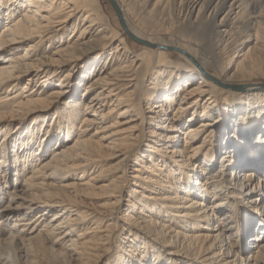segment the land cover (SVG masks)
<instances>
[{
  "label": "bare ground",
  "instance_id": "obj_1",
  "mask_svg": "<svg viewBox=\"0 0 264 264\" xmlns=\"http://www.w3.org/2000/svg\"><path fill=\"white\" fill-rule=\"evenodd\" d=\"M112 1L0 0V264H264V0Z\"/></svg>",
  "mask_w": 264,
  "mask_h": 264
},
{
  "label": "rangeland",
  "instance_id": "obj_2",
  "mask_svg": "<svg viewBox=\"0 0 264 264\" xmlns=\"http://www.w3.org/2000/svg\"><path fill=\"white\" fill-rule=\"evenodd\" d=\"M99 2H100V4H101V7H102V10H103V13L108 17V19H109V21H110V23L118 30V31H120L124 36H126L127 37V39H128V41H129V43H130V46H132V54H136V53H138L140 50H141V48H142V45L140 44V43H137V42H135L134 40H132L128 35H127V33L123 30V28H122V26H121V24H120V22H119V20H118V18H117V16H116V14H115V11H114V9H113V7H112V4H111V0H99ZM141 47V48H140ZM169 54H170V56L171 57H173V58H178V56H177V52L176 51H174V50H171L170 52H169ZM252 84H256V85H258V86H264V77H255L254 78V82H252ZM9 146H10V144H8L7 145V148H8V150L10 149L9 148ZM10 151V150H9ZM8 151V152H9ZM134 169L135 168H137V165H135L134 167H133ZM29 171H30V169H28L26 172H24L23 173V175H21L20 176V180L21 179H23V177L26 175V174H28L29 173ZM227 173V172H226ZM130 174H132L131 172H130ZM128 176H132V175H128ZM128 178H131V177H128ZM225 179H226V181L229 179V177L227 176V174H226V176L224 177ZM14 179V177L12 178H10V180H13ZM71 180V179H70ZM11 182V181H10ZM3 187H4V190H3V194H4V198H5V200H7V194H8V192H9V190H11L12 188H13V186H12V184H9L8 183V186H6V185H4L3 184ZM128 188H127V186H125L124 187V193H123V195H124V198L125 199H127V197H128V194L129 193H126V190H127ZM129 190V189H128ZM6 194V195H5ZM255 198H258V201L256 202V205L258 206V208H260L261 210H263L264 209V206H262L261 205V199H262V197H259V196H257V194L256 195H254L252 198H250V199H255ZM4 200V201H5ZM98 200H102V199H98ZM4 201H2V202H0V206H2V204H4ZM82 203L85 205V204H87V203H89V201L86 199V198H82ZM124 205L119 209V211L117 212V216L118 217H125V215L127 214V207L125 206L126 205V202H124L123 203ZM246 206V204L244 203V206L243 207H241V208H238V212L239 213H241V212H243V211H245L244 210V207ZM242 209V210H241ZM20 211H22V212H20L21 214H23L24 213V217H21L22 219H27V218H29V214L28 213H25V212H27V211H29V210H27V209H20ZM25 214H26V216H25ZM28 214V215H27ZM36 214V212H32V216L33 215H35ZM13 220H14V218H9L6 222H5V229L7 230L8 229V227H11V225H12V222H13ZM42 224H34L32 227L31 226H29L28 228H29V230H28V235H30V236H34L36 233H37V231L39 230V228H40V226H41ZM0 230H2V229H0ZM235 234V235H234ZM0 235H1V233H0ZM224 240H226V241H230L231 242V240H234V245H239V238H237V235H236V232H232V231H226L225 233H224ZM251 237V236H250ZM232 238V239H231ZM249 238V237H248ZM231 239V240H230ZM253 245V244H252ZM257 244H254V246H256ZM25 254H30V255H32V254H41L40 252H36V251H34L33 253H32V250H28L27 249V251H26V253ZM248 256V252H243L242 254H240V256L239 257H242V258H246ZM105 258H107V257H105ZM104 258V259H105ZM27 260H31V258H29L28 257V259ZM21 261V264H27L29 261ZM79 262H74L73 264H78ZM158 264H163V263H158Z\"/></svg>",
  "mask_w": 264,
  "mask_h": 264
},
{
  "label": "water",
  "instance_id": "obj_3",
  "mask_svg": "<svg viewBox=\"0 0 264 264\" xmlns=\"http://www.w3.org/2000/svg\"><path fill=\"white\" fill-rule=\"evenodd\" d=\"M111 4H112V7H113V9H114V11H115V14H116V16H117V18H118V20H119V22H120V24H121L123 30L126 31V27H125V25L123 24V22L120 20L118 10H117L116 5L114 4V2H113L112 0H111ZM130 38H131L132 40L136 41L132 36H130Z\"/></svg>",
  "mask_w": 264,
  "mask_h": 264
}]
</instances>
